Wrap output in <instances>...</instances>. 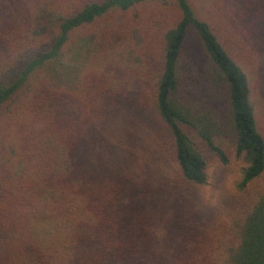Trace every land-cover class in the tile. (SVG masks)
I'll return each instance as SVG.
<instances>
[{"label": "trees", "instance_id": "16d2710c", "mask_svg": "<svg viewBox=\"0 0 264 264\" xmlns=\"http://www.w3.org/2000/svg\"><path fill=\"white\" fill-rule=\"evenodd\" d=\"M147 7L168 16L154 45ZM228 27L191 0H0V264H264V23L249 24V61ZM189 30L201 59L185 53ZM131 95L166 130L154 145L184 183L206 185L210 160L232 155L239 191L260 180L213 234L179 224L161 237L176 192L158 179L163 201H148L152 175L97 161L109 105Z\"/></svg>", "mask_w": 264, "mask_h": 264}, {"label": "rangeland", "instance_id": "374dc122", "mask_svg": "<svg viewBox=\"0 0 264 264\" xmlns=\"http://www.w3.org/2000/svg\"><path fill=\"white\" fill-rule=\"evenodd\" d=\"M194 7L200 11V14L207 13L209 11L215 14V18L221 22L226 23L230 28V31L236 30L241 33L239 36L245 40L244 54L249 61V24L259 26L264 23V0H191ZM145 6H140L138 10L143 9ZM170 10H174L171 8ZM161 9L158 8V12ZM131 11L127 15H123L126 19L128 15L132 16L136 20ZM139 13V12H136ZM170 15V14H169ZM138 19H151V23L142 22L146 32L153 35L152 44H156L160 41L158 34L159 30L165 27L166 19L164 22H160L155 18L156 13L154 9L140 13ZM122 20V16L116 18L113 22ZM259 27L257 30H259ZM99 29L98 24H94L91 27L83 28L80 32V36H89ZM185 53L188 56H198L200 59L203 56L202 48L196 33L193 30H189L184 47ZM255 55V54H254ZM152 58H155V51L150 53ZM261 56V53H258ZM252 63L254 64L258 59L255 57ZM261 58L264 60V54ZM264 66V64L262 65ZM264 81V79H263ZM138 98L135 95H131L128 101L121 102L120 98H116L115 105H109L110 112L107 111V124L103 128L102 142L100 146L106 150L103 153L97 154V161L102 160L103 167L110 171H120L121 167H129L128 171L132 173L141 174L151 178L154 187L149 191L150 199L146 197L148 201L153 199L156 202H162L159 194H156V184L158 179L161 189L166 190L170 188L176 192L175 197L171 198L170 203L162 205V210H167V214L163 217L164 224L159 227L155 226L156 232L161 234V237H166L165 230L172 233V235H178L177 225L182 224L184 228L191 231L198 227L209 228L211 234L216 231V227L219 223H224L228 220L229 216L233 212H237L242 205H244L246 198L249 196L251 189L260 181H255L245 191H239L237 189V183L241 178L242 163L239 159L233 155L230 157V161L223 165L216 158H212L208 167V182L201 187H194L184 183L178 176L176 167L177 163L173 158L170 148L166 152L163 148H158L154 144L160 139H167L166 130L161 126L155 116L151 113L145 103L137 101ZM156 147V148H155ZM163 175L157 173L160 170ZM137 171V172H136ZM161 177H163L161 179ZM144 178V177H141ZM139 180V179H138ZM144 180V179H143ZM147 184H150V180L147 178ZM170 195L164 193V199H167ZM151 202V203H156ZM170 204L172 207H170ZM173 209L176 213V217H170L169 211ZM182 231V230H180ZM185 235V239L188 238L187 234L182 232V236Z\"/></svg>", "mask_w": 264, "mask_h": 264}]
</instances>
